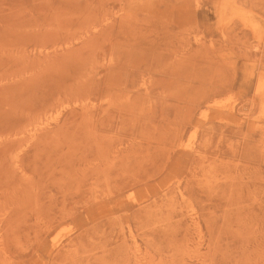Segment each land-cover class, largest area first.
<instances>
[{"label": "rangeland", "instance_id": "374dc122", "mask_svg": "<svg viewBox=\"0 0 264 264\" xmlns=\"http://www.w3.org/2000/svg\"><path fill=\"white\" fill-rule=\"evenodd\" d=\"M0 264H264V0H0Z\"/></svg>", "mask_w": 264, "mask_h": 264}, {"label": "bare ground", "instance_id": "6f19581e", "mask_svg": "<svg viewBox=\"0 0 264 264\" xmlns=\"http://www.w3.org/2000/svg\"><path fill=\"white\" fill-rule=\"evenodd\" d=\"M258 88H260V87H258Z\"/></svg>", "mask_w": 264, "mask_h": 264}]
</instances>
